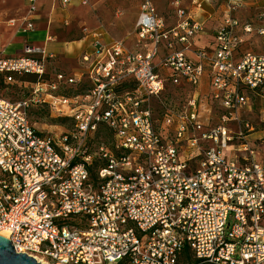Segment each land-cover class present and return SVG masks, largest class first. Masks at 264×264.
I'll return each instance as SVG.
<instances>
[{
    "label": "built area",
    "instance_id": "2783aa9c",
    "mask_svg": "<svg viewBox=\"0 0 264 264\" xmlns=\"http://www.w3.org/2000/svg\"><path fill=\"white\" fill-rule=\"evenodd\" d=\"M28 3L21 28L32 30L37 0ZM171 8L166 21L143 0L136 47L97 37L78 72L51 70L53 53L33 45L0 53L5 83L29 88L19 101L0 97V235L18 254L41 264H264V137L252 138L247 119L255 107L264 114V55L248 44L264 30L236 19L231 0L210 30L182 0ZM168 90L177 102L162 101ZM205 101L217 121H204ZM39 107L71 128L37 130Z\"/></svg>",
    "mask_w": 264,
    "mask_h": 264
},
{
    "label": "rangeland",
    "instance_id": "374dc122",
    "mask_svg": "<svg viewBox=\"0 0 264 264\" xmlns=\"http://www.w3.org/2000/svg\"><path fill=\"white\" fill-rule=\"evenodd\" d=\"M143 0H71L65 4L63 0H48L46 14L42 20L52 21L50 35L55 39L51 49L55 52L54 59L50 61L49 68L59 71H73L78 69L79 62L74 60L76 49L75 42L83 40L90 34L101 33L107 35L109 40L124 41L130 48H135L138 43L136 23ZM191 8V0H182ZM229 0H224L223 6ZM236 7L233 15L243 24H250L255 30H264V0H231ZM173 0H156V8L161 18L169 21L173 14L171 3ZM221 6V5H220ZM42 11L41 7L39 13ZM38 13V12H37ZM46 15V16H45ZM171 22V21H170ZM212 28V27H211ZM249 48L255 53L264 55V35L253 33L249 36ZM202 44L206 41L202 40ZM84 45H87L84 44ZM66 48V50H64ZM12 53L7 56L19 55V50L12 48ZM59 49V50H57ZM67 51V52H66ZM73 58V60H72ZM80 58V56H79ZM29 94V88L20 84L9 85L0 81V97L12 102L19 101ZM175 93L166 92L163 102H177ZM203 118L205 122L217 121L218 111L209 101L204 102ZM248 121L256 129L254 139L264 137V114L259 107L254 108V113L247 116ZM34 127L44 133L60 135L71 128V122L51 111L47 107L34 108L31 114Z\"/></svg>",
    "mask_w": 264,
    "mask_h": 264
},
{
    "label": "crops",
    "instance_id": "0c3cea01",
    "mask_svg": "<svg viewBox=\"0 0 264 264\" xmlns=\"http://www.w3.org/2000/svg\"><path fill=\"white\" fill-rule=\"evenodd\" d=\"M200 0H191V8H188L183 2L184 7L192 14L197 20L202 22L207 29H213L221 24L226 16L224 0H216L213 5H205L203 12L197 11L194 4ZM48 0H37V11L30 16V21L33 24L32 30H27L25 27L21 28L22 21L28 16L29 3L28 0H0V53L6 54L12 53L13 47L19 50V52L26 45H33L39 48H45L48 52L55 54L51 47L55 44V39L50 35V29L52 25L50 20H42V14H46ZM221 5V6H220ZM42 9L39 13V9ZM38 12V13H37ZM46 16V15H45ZM14 22V24H12ZM212 27V28H211ZM105 34L95 33L90 34L79 42H75L76 49H71V53L75 52L74 60L79 62V56L84 51L92 52V41H95L97 37H102L105 41L109 40ZM208 39V38H203ZM202 39V40H203ZM201 40V41H202ZM46 41H55L53 43H46ZM87 45H84L86 44ZM59 50V49H57ZM66 50V48L64 49ZM67 52V51H66ZM72 58V60H73ZM79 66V64H78ZM77 68L71 72H77ZM69 72V71H67Z\"/></svg>",
    "mask_w": 264,
    "mask_h": 264
},
{
    "label": "water",
    "instance_id": "95a60500",
    "mask_svg": "<svg viewBox=\"0 0 264 264\" xmlns=\"http://www.w3.org/2000/svg\"><path fill=\"white\" fill-rule=\"evenodd\" d=\"M0 264H41L25 254H18L10 240L0 235Z\"/></svg>",
    "mask_w": 264,
    "mask_h": 264
},
{
    "label": "trees",
    "instance_id": "16d2710c",
    "mask_svg": "<svg viewBox=\"0 0 264 264\" xmlns=\"http://www.w3.org/2000/svg\"><path fill=\"white\" fill-rule=\"evenodd\" d=\"M16 78L18 79L19 82L30 83V84L36 83L38 80L37 77L33 76V75H25V76H21V77L16 75ZM0 81H4V78L2 76H0Z\"/></svg>",
    "mask_w": 264,
    "mask_h": 264
},
{
    "label": "bare ground",
    "instance_id": "6f19581e",
    "mask_svg": "<svg viewBox=\"0 0 264 264\" xmlns=\"http://www.w3.org/2000/svg\"><path fill=\"white\" fill-rule=\"evenodd\" d=\"M3 235H5L6 237H7V234L5 233V234H3Z\"/></svg>",
    "mask_w": 264,
    "mask_h": 264
}]
</instances>
